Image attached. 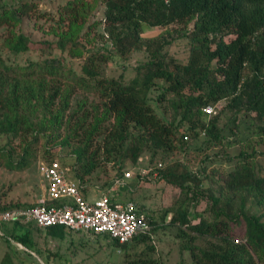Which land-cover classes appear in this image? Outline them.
<instances>
[{
  "label": "trees",
  "instance_id": "1",
  "mask_svg": "<svg viewBox=\"0 0 264 264\" xmlns=\"http://www.w3.org/2000/svg\"><path fill=\"white\" fill-rule=\"evenodd\" d=\"M34 4L23 1L0 9V27L8 30L3 47L10 53L30 49L31 40L17 28L23 18L36 10ZM81 4V0L64 4L61 10L68 17L65 20H68V30L56 43L42 42L46 47L44 50L50 52L55 49L67 52L71 57L85 53L79 76L67 73L59 59L18 67L10 66L0 56V137L21 139L33 135V141L24 149L17 165L10 167L27 169L29 156L34 157L31 147L38 142L45 121L55 125L62 118L61 112L68 109L73 92L63 90L64 82L60 78L72 80L81 89L97 95L107 115L114 119L113 124L101 132L98 131L99 123L92 130H83L84 122L77 124L70 140L75 139L80 144L82 141L83 145L74 150V166L55 157L73 168L74 178L83 183H86L84 177L96 169L100 160L117 162V158H121L139 165L141 153L147 148L162 149L167 153L175 151L176 128L162 122L147 103L148 93L156 80L167 84L166 91L180 98L176 105L183 108L181 116L190 124L187 135H192L193 139L206 135L208 144L218 141L221 129L217 120L220 113L227 112L228 121L235 128L243 124L239 120L246 117L259 122L260 126L253 130L249 128V131L260 141L264 140V0H103L101 37L107 38L110 48L102 45L97 49L87 48L80 40L79 28L86 21L89 10ZM154 28L165 32L153 37L144 36L146 30ZM177 37L189 41L190 54L186 64L164 52ZM134 53H144L148 61L136 68L129 84L103 77L104 66L112 57L128 61ZM221 103L223 107L217 116L215 111L210 116L202 111L206 106L214 108ZM80 109L78 107L72 115ZM79 129L81 136H78ZM93 135L101 140L91 151ZM4 156L7 158L0 151V158ZM55 158L50 155L44 161ZM253 158L251 153L240 154L236 168L227 174L225 185L206 194L200 189L202 174L188 171L181 163L162 164L161 181L192 194V197L208 196L210 202L208 219L202 214L190 219L184 204L179 205L170 219V223L178 227L177 237L183 239L182 249L189 252L192 264H264V213L250 215L246 210V196L252 197L257 208H264V175ZM122 172L123 169H118L116 176ZM137 206L139 215L151 227L148 233L135 236L125 244L105 235L85 233L107 238L114 248L122 250L132 241L150 240L154 220L144 214L143 206ZM11 209L3 208L0 212ZM170 211H166L165 216ZM194 219L196 222L192 223ZM19 223H12L17 230L13 229L11 234L6 232L8 238L5 239L31 250L34 247L30 232L24 227L19 228ZM42 230L59 239L65 230L71 231L60 226ZM197 237L207 239L206 243L196 246ZM235 239L241 242L234 243ZM139 263L158 264L153 260Z\"/></svg>",
  "mask_w": 264,
  "mask_h": 264
},
{
  "label": "rangeland",
  "instance_id": "2",
  "mask_svg": "<svg viewBox=\"0 0 264 264\" xmlns=\"http://www.w3.org/2000/svg\"><path fill=\"white\" fill-rule=\"evenodd\" d=\"M23 1H33L36 7L34 12L23 18V22L17 28L31 40L30 49L23 53H10L3 47V40L8 35V30L0 27V56L10 66L18 67L27 66L32 62L40 63L47 59H59L67 73L79 76L85 53L81 52V55L71 57L67 52L62 53L55 49L51 52L44 50L46 47L42 44V42L56 43L61 39L63 32L68 30V20L65 21L68 17L62 13L61 7L73 0H0V9L5 6H16ZM81 2L89 10L86 21L79 28L80 40L87 48L97 49L102 45L110 48L107 38L101 37L103 0H81ZM161 32H165L164 29H148L144 32V36L153 37ZM164 52L186 64L190 54L189 41L185 37H177L171 45L165 47ZM147 61L148 56L144 53H134L128 61L112 57L104 66L103 77L127 85L134 78L136 68ZM60 79L64 82L63 90L73 92L68 109L61 112L62 118L55 125L45 121L46 126L40 133L38 142L31 147L34 157L29 156L30 163L27 169L18 170L10 166L17 165L24 149L33 141V135L21 139L11 136L0 137V151L7 155V158L5 156L0 158V210L27 207L35 204L45 194V182L39 173V165L50 155L53 158L60 157L64 163L74 166L76 159L74 150L83 145L82 141L80 144L75 139L70 140L77 124L84 122L83 130H92V127L99 123V132L113 124L114 119L107 115L97 95L86 92L72 80ZM167 89V84L159 80L154 81L148 93L147 103L162 122L176 128L174 144L177 148L174 152L168 153L162 149L154 151L147 148L141 153L142 160L138 163L140 166L145 164L154 166V163H162L166 166L181 163L188 171L202 174L200 189L203 190V194L209 190L215 191L217 186L225 185L227 174L236 168L240 154H254L253 160L264 175V140L260 141L249 131V128L253 130L260 126L259 122L246 117L239 120L243 124L235 128L228 121L227 112L219 114L223 107L221 103L213 108L216 112L215 116L219 114L217 120L218 128L221 129L219 140L208 144L206 135H201L195 140L192 135H187L186 129L190 124L181 116L183 108H177L176 103L180 102V98L167 92ZM78 107L81 109L72 115ZM81 133L79 129L78 136H81ZM246 137L249 138L247 141L244 139ZM92 140L91 151L98 146L101 139L93 135ZM182 142L186 143L182 144ZM46 151L49 153L46 154ZM117 159V162L100 160L96 169L84 177L88 188L94 186L103 188L102 185L110 182L118 169L125 171L139 166L128 160ZM90 193L91 198L99 196V192L95 190L91 189ZM114 195L124 200L132 199L146 209L144 214L150 215L155 224L150 232V240L140 243L132 241L125 250H122L114 248L112 241L107 238L94 237L85 232L65 230L64 236L59 239L46 230L19 223V228L24 227L30 232V239L35 248L31 251L18 242L6 241L5 238L8 237L5 233L11 234L13 229L17 230L15 224L8 223L0 227V264H130L133 261L135 264H143L139 262L149 260L158 264H192L189 252L182 249L183 239L177 237L178 227L171 224L170 219L180 204L188 207L190 219L196 214H202L208 219L210 205L208 196L192 197V194H187L161 180L144 184L134 195L128 194L124 187H119L114 191ZM246 197V210L250 215L264 213V208H257L251 196ZM168 210L171 211L165 216ZM194 222L195 219L192 223ZM206 240L197 237L194 244L201 247Z\"/></svg>",
  "mask_w": 264,
  "mask_h": 264
},
{
  "label": "built area",
  "instance_id": "3",
  "mask_svg": "<svg viewBox=\"0 0 264 264\" xmlns=\"http://www.w3.org/2000/svg\"><path fill=\"white\" fill-rule=\"evenodd\" d=\"M202 111L208 116L214 113L212 106H206ZM162 167V163L145 164L123 170L120 175H114L108 186L91 187L99 192L98 197L91 198L88 185L74 178L73 168L59 158L40 162L39 173L45 182V194L31 207L0 212V227L3 223L16 221L40 229L60 226L76 232L105 235L125 244L135 236L148 233L151 227L139 215L135 201L124 200L114 195V191L124 187L128 194L134 195L144 184L160 180ZM234 243L239 240L235 239Z\"/></svg>",
  "mask_w": 264,
  "mask_h": 264
}]
</instances>
